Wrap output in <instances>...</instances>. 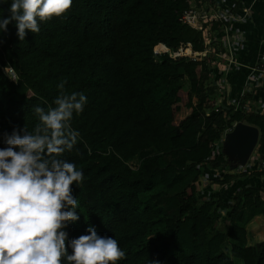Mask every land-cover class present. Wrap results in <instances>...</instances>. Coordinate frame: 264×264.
<instances>
[{"label": "trees", "instance_id": "obj_1", "mask_svg": "<svg viewBox=\"0 0 264 264\" xmlns=\"http://www.w3.org/2000/svg\"><path fill=\"white\" fill-rule=\"evenodd\" d=\"M246 1L73 0L63 16L39 22V33L26 30L24 41L15 22L0 31V148L6 134L34 131L35 108L53 107L60 83L65 94L87 97L71 121L79 138L59 157L83 172L72 185L79 220L64 229L69 241L92 226L125 251L117 264H264V241L253 242L250 232L264 218V181L231 172L222 142L212 146L263 109L262 81L249 82L241 98L220 97L218 82L236 88L247 67L212 68L226 53L220 35L242 24ZM11 2H2L5 18ZM189 10L221 18L183 24ZM247 33L248 40L234 39L235 61L262 35ZM159 44L171 53L189 47L201 60L173 61L154 53ZM258 124L254 155L261 156Z\"/></svg>", "mask_w": 264, "mask_h": 264}, {"label": "clouds", "instance_id": "obj_2", "mask_svg": "<svg viewBox=\"0 0 264 264\" xmlns=\"http://www.w3.org/2000/svg\"><path fill=\"white\" fill-rule=\"evenodd\" d=\"M72 5L73 0H12L0 31L15 22L24 41L26 30L39 33V22L63 16ZM58 88L53 107L35 108L39 124L34 131L25 128L21 135L14 130L5 135L7 147L0 148V264H117L126 253L115 238L89 226L88 234L69 241L64 230L79 220L72 185L83 181V172L59 157L79 138L71 121L83 112L87 97L65 94L63 82Z\"/></svg>", "mask_w": 264, "mask_h": 264}, {"label": "crops", "instance_id": "obj_3", "mask_svg": "<svg viewBox=\"0 0 264 264\" xmlns=\"http://www.w3.org/2000/svg\"><path fill=\"white\" fill-rule=\"evenodd\" d=\"M246 7L243 9L246 10L245 12L242 11L240 16H242L239 20L237 19L236 22L242 23L239 25H233L232 29L225 30L224 34L220 35V38H222V42L225 45L226 49V56L231 55L232 62L229 64V61H226L225 59L221 58L224 55H221V57L218 55L217 59L218 61L215 62L212 65V68L217 70L219 73L227 74L230 70L232 71H239V69H245L246 67L249 69V66H252L256 61L258 55L264 51V6L261 1L259 0H248L245 3ZM250 16V17H248ZM244 20V21H243ZM244 22V23H243ZM263 27V28H261ZM250 30H256L257 32L261 33V38H258L256 41V44L254 45L255 48L251 49V53L249 52L250 49L245 47V49L240 50L241 54L239 55V58L241 56V60L235 61L234 53L239 48L236 46L234 39L238 42L243 41V39L248 40V31ZM217 37V36H216ZM249 50V51H248ZM238 51V50H237ZM236 51V52H237ZM222 60V61H221ZM247 72L242 80V82L235 88L233 83L229 82H218L220 85L217 87L219 88L220 92L225 93L229 96H232V98H235V95L243 92L245 90L244 87L249 83L247 80ZM218 76V75H217ZM246 78V79H245ZM234 92L233 95H231ZM264 95V94H263ZM264 105H262L263 107ZM264 107L262 109V112L260 115L264 113ZM257 128V127H256Z\"/></svg>", "mask_w": 264, "mask_h": 264}, {"label": "built area", "instance_id": "obj_4", "mask_svg": "<svg viewBox=\"0 0 264 264\" xmlns=\"http://www.w3.org/2000/svg\"><path fill=\"white\" fill-rule=\"evenodd\" d=\"M259 1H261L263 6H264V0H259ZM243 12H245L244 13V15H245L246 14V10H244ZM209 18L220 19L221 17H219L218 15L208 16L205 12L197 13V12H195L193 10H189V11L184 12L182 14L180 21L183 24H188V25H191V26H195V25H197L199 19H202V20L205 21V20H207ZM159 45H161V44H159ZM187 50H190V48L189 47L185 48V49L180 48L176 52L171 53L165 47L161 48L159 51H156V46H155L154 53L155 54L167 53L169 55V57L173 61H178L182 57L193 58L196 61H200L201 60L199 54H192V52L191 53L189 52V54H187ZM160 51H162V53ZM193 55H195V56L193 57ZM202 55L204 56V54H202ZM221 58L225 59L226 61H229L228 62L229 64L232 62L231 55H229V56L224 55ZM4 70L11 77V79L16 83L17 80H16V77H15L13 71L10 68H5ZM247 80L250 83L251 82L257 83V82H260V81L264 82V51L261 52L258 55L257 61L249 68V74H248ZM248 84L246 85L245 88H247ZM244 92H245V90L243 92H241L239 98H241L244 95L243 94ZM262 105H264V104H262ZM224 135L221 137V140H220L221 142H223ZM220 141H219V139L214 140L213 143H212V146H217L220 143ZM252 156H254V157H252ZM252 156H251L252 158H249V160L247 162V165L245 166L244 170L242 171V173L244 172L248 176H251L255 172H257V169L264 172V153L261 156H256V155H252ZM249 161H250V163H249ZM259 178L264 181V178H262L261 176H259Z\"/></svg>", "mask_w": 264, "mask_h": 264}, {"label": "water", "instance_id": "obj_5", "mask_svg": "<svg viewBox=\"0 0 264 264\" xmlns=\"http://www.w3.org/2000/svg\"><path fill=\"white\" fill-rule=\"evenodd\" d=\"M2 9L0 20L5 18L7 9L0 0ZM191 53V50H189ZM259 139V130L252 125L238 122L231 131L224 135L222 150L230 163L240 166L246 165Z\"/></svg>", "mask_w": 264, "mask_h": 264}, {"label": "rangeland", "instance_id": "obj_6", "mask_svg": "<svg viewBox=\"0 0 264 264\" xmlns=\"http://www.w3.org/2000/svg\"><path fill=\"white\" fill-rule=\"evenodd\" d=\"M160 52L162 53V51H160ZM187 54H189V51L188 50H187ZM194 56L195 55H193V57ZM1 62H2V60H1V56H0V63ZM219 92H220V90H219ZM220 97H222V92H220ZM261 121L262 122L264 121V113L262 115H260L259 117H252V118H250L248 122H244V121H241V122H243L245 124H248V125H252V126L257 127L258 130H259V136H260V130L262 128L260 127V125L258 123L261 122ZM220 140H221V138H219V141ZM252 155H254V151H253ZM252 157H250V158H252ZM227 160H228V158H227ZM228 162L230 163V160H228ZM249 163H250V161H249ZM246 165H247V163H246ZM246 165H243V166L237 165L236 166L235 164H232L231 163V166L234 167V170L231 171V172L237 173V174H241ZM253 175H255L257 177L261 176L262 178H264V172L263 171H260L258 169H257V172H255ZM204 183L206 184L207 182H203L202 183L203 186L201 185L202 187L205 186ZM216 184H218V183L217 182H214L213 183V185H216ZM197 187H199V185ZM217 188H219V186H215V189H217ZM254 222L259 223V225L258 224H255V227L253 228V230L250 229V232H252L251 234L253 235V240H254L253 242H261V241H264V218L255 219Z\"/></svg>", "mask_w": 264, "mask_h": 264}, {"label": "bare ground", "instance_id": "obj_7", "mask_svg": "<svg viewBox=\"0 0 264 264\" xmlns=\"http://www.w3.org/2000/svg\"><path fill=\"white\" fill-rule=\"evenodd\" d=\"M161 48H164V46H163V45H158V46L156 47V51L160 50ZM188 51H189V50H188Z\"/></svg>", "mask_w": 264, "mask_h": 264}]
</instances>
